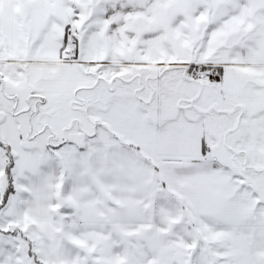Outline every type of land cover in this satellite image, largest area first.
<instances>
[{"label": "snow or ice", "instance_id": "6c2138e0", "mask_svg": "<svg viewBox=\"0 0 264 264\" xmlns=\"http://www.w3.org/2000/svg\"><path fill=\"white\" fill-rule=\"evenodd\" d=\"M0 264H264V0H0Z\"/></svg>", "mask_w": 264, "mask_h": 264}]
</instances>
